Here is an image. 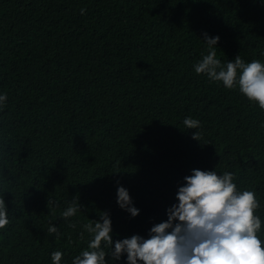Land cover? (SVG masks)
Returning a JSON list of instances; mask_svg holds the SVG:
<instances>
[{
	"label": "trees",
	"instance_id": "obj_1",
	"mask_svg": "<svg viewBox=\"0 0 264 264\" xmlns=\"http://www.w3.org/2000/svg\"><path fill=\"white\" fill-rule=\"evenodd\" d=\"M204 32L217 59L264 61L261 0H0V264H51L56 250L71 264L103 211L113 241L146 236L192 169L233 172L264 233V110L195 73ZM73 199L80 212L61 218Z\"/></svg>",
	"mask_w": 264,
	"mask_h": 264
},
{
	"label": "clouds",
	"instance_id": "obj_2",
	"mask_svg": "<svg viewBox=\"0 0 264 264\" xmlns=\"http://www.w3.org/2000/svg\"><path fill=\"white\" fill-rule=\"evenodd\" d=\"M201 35L207 53L194 64L195 73L221 82L227 89L238 88L250 103L264 110V61L245 62L239 55L232 61L217 59L219 36ZM6 100V94L0 92V110ZM182 123L185 129H195L193 136L197 135L199 120L186 116ZM116 183L118 207L136 217L139 209L133 206L128 190ZM174 201L166 209V219L152 224L146 236L133 234L116 241L111 238L110 215L101 212L98 220L82 225L90 238L87 248L74 256L71 264H116L122 255L125 264H264V233L261 218L255 214L259 202L255 192L237 187L233 172L192 169L177 187ZM49 204L55 207L56 202L49 200ZM79 208L75 199L68 201L60 216L72 217ZM8 223L2 196L0 229ZM47 232L60 234L53 223ZM63 255L59 250L51 252V264H64Z\"/></svg>",
	"mask_w": 264,
	"mask_h": 264
}]
</instances>
